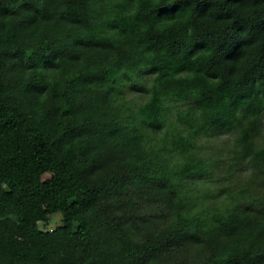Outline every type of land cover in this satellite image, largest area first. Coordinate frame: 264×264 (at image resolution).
Here are the masks:
<instances>
[{"label":"trees","instance_id":"trees-1","mask_svg":"<svg viewBox=\"0 0 264 264\" xmlns=\"http://www.w3.org/2000/svg\"><path fill=\"white\" fill-rule=\"evenodd\" d=\"M220 131L222 168L251 171L189 213ZM143 200L171 216L144 228ZM189 239L203 264H264V0H0V264H168Z\"/></svg>","mask_w":264,"mask_h":264},{"label":"rangeland","instance_id":"rangeland-1","mask_svg":"<svg viewBox=\"0 0 264 264\" xmlns=\"http://www.w3.org/2000/svg\"><path fill=\"white\" fill-rule=\"evenodd\" d=\"M120 89L126 91V96L133 103H138L142 100V96L140 95L142 92L138 88L120 86ZM149 134V136L154 135L151 133ZM159 140H161L160 137H151V142H153V144H161L162 142ZM201 140L202 144L204 143L205 146L200 147L201 150L198 153L209 158L220 157L217 159V163L220 167H217L216 172L210 177L197 174L196 177L184 180L183 188L187 192L189 201L186 211L192 214H198V212L202 211L205 207L210 209L211 207H221L224 205L223 203L228 200L230 196L229 193L224 190L223 186L232 181L240 180V177H247L251 171L249 164L246 162L236 167L233 172V177L231 174V176L228 175V172L222 168L221 159L229 157L230 155L229 148L232 146L234 140V135L232 133L220 131L210 137H203ZM168 146L171 147V144H168ZM170 154L172 167L184 161V155L179 151L176 153L170 149ZM133 213L136 218L142 222L144 228L148 227L149 229H156L157 226H162L167 218L171 216V212H169L168 208L160 201L155 200L141 202L133 209ZM204 213L205 212L202 214ZM61 218L60 213L51 214L49 226H57L62 222ZM40 226L43 229L48 227L43 221L40 222ZM164 248L167 249L165 255L169 256L168 264H203L206 260V255L202 254V251L199 253V248L195 247L191 239L186 242L173 241Z\"/></svg>","mask_w":264,"mask_h":264}]
</instances>
